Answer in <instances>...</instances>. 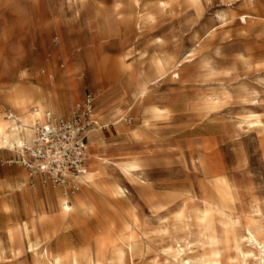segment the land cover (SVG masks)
<instances>
[{
    "label": "rangeland",
    "instance_id": "374dc122",
    "mask_svg": "<svg viewBox=\"0 0 264 264\" xmlns=\"http://www.w3.org/2000/svg\"><path fill=\"white\" fill-rule=\"evenodd\" d=\"M251 3L0 0V116L21 117L15 89L49 99L43 112L59 117L90 95L102 127L88 136L87 161V174L94 156L101 173L75 191L30 175L17 148L0 149V264H34L36 241L94 255L102 234L127 226L140 245L125 264H166L171 239L158 230L177 208L166 214L159 195L219 203L215 179L230 191L227 210L248 214L256 202L264 220V0ZM198 238L188 254L202 252Z\"/></svg>",
    "mask_w": 264,
    "mask_h": 264
},
{
    "label": "bare ground",
    "instance_id": "6f19581e",
    "mask_svg": "<svg viewBox=\"0 0 264 264\" xmlns=\"http://www.w3.org/2000/svg\"><path fill=\"white\" fill-rule=\"evenodd\" d=\"M184 1L193 6L200 3V0ZM248 2L251 3L250 0ZM251 4H254V0ZM8 100L22 118L16 116L15 122L0 116V149L10 146L19 151L23 142L31 138L34 123L43 118V108L48 105L49 99L36 101L32 94L15 89ZM30 106L34 108L30 109ZM246 122L258 124L259 120L257 116L250 115ZM103 164L109 163L103 160ZM200 164L204 171L205 167L201 161ZM133 165V162L126 163L123 167L129 171ZM100 171L98 158L94 156L91 171L85 176L86 183H90ZM209 188L213 198L219 203L201 200V204L191 206L190 201L194 196L185 195L186 198L178 204L176 200L179 196L159 195L165 202L164 206H168L166 214L171 213L173 207L177 208L170 220L160 223L158 230L160 234L171 239V243L163 247V253L169 259L166 264H264V220L260 207L254 202L248 214L233 213L223 206L231 201L229 189L221 187L218 179H215L213 187ZM116 190L121 189L117 187ZM60 207L61 217L64 218L69 214L71 207L65 200L61 202ZM131 228L132 226H127V231L121 235H112L111 229L102 234L95 242L94 255L87 248L79 252L65 249L63 253H59L47 247H40L37 241L30 242L29 249L33 251L34 264H125L126 250L132 255L140 245L138 235ZM28 230L25 226V234H28ZM8 233L12 236L10 231ZM194 233L199 237L196 247L202 250L198 255L188 254L191 250L188 238Z\"/></svg>",
    "mask_w": 264,
    "mask_h": 264
},
{
    "label": "built area",
    "instance_id": "2783aa9c",
    "mask_svg": "<svg viewBox=\"0 0 264 264\" xmlns=\"http://www.w3.org/2000/svg\"><path fill=\"white\" fill-rule=\"evenodd\" d=\"M7 118L17 122L10 113ZM97 128L102 127L90 95L68 117L45 112L32 126L29 141L19 148L18 163L30 175L41 174L53 186L75 191L87 174L88 136Z\"/></svg>",
    "mask_w": 264,
    "mask_h": 264
}]
</instances>
